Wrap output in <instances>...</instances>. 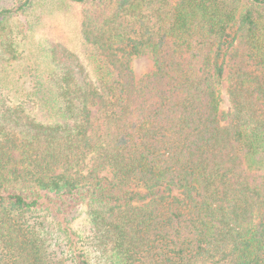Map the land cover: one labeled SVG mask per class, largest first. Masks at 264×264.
Returning a JSON list of instances; mask_svg holds the SVG:
<instances>
[{"label": "trees", "instance_id": "16d2710c", "mask_svg": "<svg viewBox=\"0 0 264 264\" xmlns=\"http://www.w3.org/2000/svg\"><path fill=\"white\" fill-rule=\"evenodd\" d=\"M69 1L81 55L0 79V264H264V0Z\"/></svg>", "mask_w": 264, "mask_h": 264}, {"label": "rangeland", "instance_id": "374dc122", "mask_svg": "<svg viewBox=\"0 0 264 264\" xmlns=\"http://www.w3.org/2000/svg\"><path fill=\"white\" fill-rule=\"evenodd\" d=\"M36 2V7L29 15L14 18L9 22V27L17 34L16 46L21 58L17 60L20 63L15 62L7 69L12 61L8 60L5 54L0 53V79H11L16 75L14 71L22 64L43 65L48 60L46 50L51 48L55 51L66 48L81 55L78 21L86 6L75 5L69 0H36ZM130 64L136 79L141 78L154 67L150 53L131 58ZM5 71L8 72L5 73ZM226 77L227 70L224 73V80L218 87L219 105L223 111H228L230 106L226 91ZM223 123L225 124L226 121ZM84 224L83 207H78L69 225L80 231Z\"/></svg>", "mask_w": 264, "mask_h": 264}]
</instances>
